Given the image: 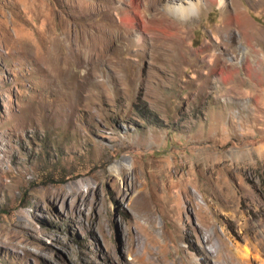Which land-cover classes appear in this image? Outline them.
I'll return each mask as SVG.
<instances>
[{"label":"rangeland","instance_id":"obj_1","mask_svg":"<svg viewBox=\"0 0 264 264\" xmlns=\"http://www.w3.org/2000/svg\"><path fill=\"white\" fill-rule=\"evenodd\" d=\"M169 1L0 0V264H264V0Z\"/></svg>","mask_w":264,"mask_h":264},{"label":"bare ground","instance_id":"obj_2","mask_svg":"<svg viewBox=\"0 0 264 264\" xmlns=\"http://www.w3.org/2000/svg\"><path fill=\"white\" fill-rule=\"evenodd\" d=\"M159 1L160 0H153V4L155 7H156V5H158ZM211 1L218 2V4L221 6L223 4V0H211ZM199 6H200L199 3L190 2L188 0H170L169 4L166 6V8H167V11L169 13H171L175 16L187 17L190 14L196 12V10L198 9ZM135 20H136V18L135 17L133 18L129 13H127L123 17V23L129 27H134V21ZM143 23L145 24V22H143ZM68 35H69V33H68ZM69 41H70V39H68V36L66 35V31L64 29L63 35H59V36L54 37V39L53 38L51 39V43H50L49 47H47L48 49L46 50L47 54L53 55V59L55 61V67L54 66H52V67H54V69L61 70L60 74H63V75H66L68 73L70 75V73L71 74L73 73L74 69L72 67V60L71 59L74 58L75 54L79 59L78 63L81 64V62L84 61V59H82L83 61H81V58L85 54L87 55V53H88V51H87V53H85L87 50L86 47H88V46H86V45L81 46L78 43H76L75 45H73V44L69 45ZM55 45L57 47H55ZM94 45H92V46H94ZM91 49L94 50V48H91ZM50 60L53 61L52 59H50ZM49 64H51V63H49ZM247 68L249 69L248 63H247ZM220 74H221L222 81H225L229 78V74L226 72L224 67L220 68Z\"/></svg>","mask_w":264,"mask_h":264}]
</instances>
